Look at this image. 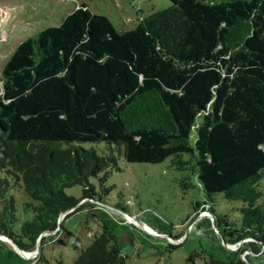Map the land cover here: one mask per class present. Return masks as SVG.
<instances>
[{
    "label": "trees",
    "instance_id": "1",
    "mask_svg": "<svg viewBox=\"0 0 264 264\" xmlns=\"http://www.w3.org/2000/svg\"><path fill=\"white\" fill-rule=\"evenodd\" d=\"M167 1L130 30L79 4L2 66L0 236L20 250L35 251L80 202L105 205L88 181L122 158L169 160L207 202H240L238 228L213 216L214 226L225 243L252 239L251 251L264 252V0ZM74 186L79 200L65 193ZM17 193L32 215L18 230ZM101 221L73 264H126L111 222ZM0 244V264H31ZM204 264L246 263L220 248Z\"/></svg>",
    "mask_w": 264,
    "mask_h": 264
},
{
    "label": "rangeland",
    "instance_id": "2",
    "mask_svg": "<svg viewBox=\"0 0 264 264\" xmlns=\"http://www.w3.org/2000/svg\"><path fill=\"white\" fill-rule=\"evenodd\" d=\"M79 4H85L94 14L108 17L123 30L135 28L143 18L169 5L167 0H0V71L23 41L48 27L59 26ZM81 146L104 148L103 143ZM104 176L102 173L88 182L105 205L84 200L69 212L70 216L63 217L62 231L59 229L55 235L45 238L46 244L39 248L44 258L39 264H73L79 253L75 247L90 246L101 231V220L111 222L126 264H204L220 248L236 254L247 264H264L263 249L258 253L250 249L252 239L229 241L225 247L221 235L216 233L213 216L226 217L227 226L238 228L242 204L228 202L220 194L207 202L195 181L181 182L184 175L173 170L169 160L159 164H132L121 158L116 169ZM260 189L264 193V180ZM65 193L79 200L82 187L67 188ZM15 197L18 223L14 228L18 230L32 215L23 210L22 204L26 201L23 193ZM116 206L157 234L148 233L133 219L108 209ZM205 219L210 220V228L197 227ZM39 252L27 261L35 264ZM193 254L196 257L191 262L188 259Z\"/></svg>",
    "mask_w": 264,
    "mask_h": 264
},
{
    "label": "water",
    "instance_id": "3",
    "mask_svg": "<svg viewBox=\"0 0 264 264\" xmlns=\"http://www.w3.org/2000/svg\"><path fill=\"white\" fill-rule=\"evenodd\" d=\"M73 209H75V208H73ZM73 209H71V210H73ZM108 209H110V211H112L113 213H121V215H125V216H127V217H129V218H131V219H133L134 220V222L135 223H137V224H139L138 226H140V225H142V226H145V227H147L150 231H147L148 233H151V234H157L152 228H150L148 225H146L145 223H143V222H140V221H137V220H135L133 217H131V216H129V215H127V214H125V213H123L122 211H119V210H117V209H114V208H108ZM71 210H69V211H67V212H65L64 214H62V215H60L59 216V218H58V220H57V229L55 230V231H53V232H47V233H45V234H42V235H40L39 236V238H38V240H37V247H36V249H35V251H33V252H29V256H27L26 255V253H28V252H24V251H22V250H20L10 239H8V238H6V237H4V236H0V240H2V241H5V242H7L8 244H10L11 245V247L13 248V250L19 255V257H21L22 259H24V260H30V259H32L35 255H37L38 254V252H39V243H40V239L44 236V235H55L56 233H58V231H59V227H60V223H61V220H62V218L65 216V215H67ZM141 227V226H140ZM141 228H143V227H141ZM144 229V228H143ZM145 231H146V229H144ZM215 230H216V228H215ZM216 233L218 234V235H220L219 234V232L216 230ZM223 241V240H222ZM225 242L223 241V245L225 246ZM226 247V246H225ZM245 263V262H244ZM247 264V263H246Z\"/></svg>",
    "mask_w": 264,
    "mask_h": 264
},
{
    "label": "bare ground",
    "instance_id": "4",
    "mask_svg": "<svg viewBox=\"0 0 264 264\" xmlns=\"http://www.w3.org/2000/svg\"><path fill=\"white\" fill-rule=\"evenodd\" d=\"M125 216V215H124ZM126 218H128L129 220H132L131 218H129V217H127V216H125ZM132 221H134V220H132ZM141 227H143L144 229H146V231H150L147 227H145V226H142V225H140ZM151 232V231H150ZM26 255L27 256H29L30 254L29 253H26Z\"/></svg>",
    "mask_w": 264,
    "mask_h": 264
},
{
    "label": "crops",
    "instance_id": "5",
    "mask_svg": "<svg viewBox=\"0 0 264 264\" xmlns=\"http://www.w3.org/2000/svg\"><path fill=\"white\" fill-rule=\"evenodd\" d=\"M31 264H34L33 262H31Z\"/></svg>",
    "mask_w": 264,
    "mask_h": 264
}]
</instances>
